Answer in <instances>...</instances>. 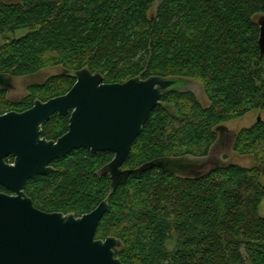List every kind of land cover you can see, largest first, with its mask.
<instances>
[{
	"label": "trees",
	"instance_id": "obj_1",
	"mask_svg": "<svg viewBox=\"0 0 264 264\" xmlns=\"http://www.w3.org/2000/svg\"><path fill=\"white\" fill-rule=\"evenodd\" d=\"M262 14L264 0L1 1L0 36L26 34L0 46V74L60 68L31 88L23 108L65 95L82 69L108 84L154 76L195 81L204 100L193 92L166 93L124 168L205 158L226 122L264 111L255 20ZM164 104H175L178 115ZM68 126L69 116L55 115L43 137L56 141ZM232 151L251 156L256 167L227 162L187 177L155 167L130 176L110 196V176L102 170L114 155L76 150L53 162V173L30 181L26 193L43 211L76 217L109 199L97 238L119 239L116 257L124 264H264V122L236 133Z\"/></svg>",
	"mask_w": 264,
	"mask_h": 264
},
{
	"label": "water",
	"instance_id": "obj_2",
	"mask_svg": "<svg viewBox=\"0 0 264 264\" xmlns=\"http://www.w3.org/2000/svg\"><path fill=\"white\" fill-rule=\"evenodd\" d=\"M257 24L263 56L264 14L258 17ZM73 76L76 83L65 95L46 102L38 100L23 113L0 116V185L13 194H0V264H124L116 257V250L122 248L119 239L97 238L99 225L109 212V199L90 213L76 217L42 211L25 194L28 181L50 175L54 172L53 162L76 150L114 155L102 170L110 176V196L130 176L155 167L193 176L226 163L215 156L218 148L232 151L235 135L227 136L223 126L220 139L205 158L156 160L137 169H125L134 143L152 112L162 105V97L169 92H193L204 100L202 88L192 80L159 76L108 84L101 74L88 69ZM13 79L0 74V87L9 84L13 89ZM55 115L69 116L68 132L57 141H49L42 138V127ZM9 156L15 158L14 166L5 163ZM259 168L264 177V167Z\"/></svg>",
	"mask_w": 264,
	"mask_h": 264
},
{
	"label": "rangeland",
	"instance_id": "obj_3",
	"mask_svg": "<svg viewBox=\"0 0 264 264\" xmlns=\"http://www.w3.org/2000/svg\"><path fill=\"white\" fill-rule=\"evenodd\" d=\"M1 1L8 2V3H15V2H18L19 0H1ZM155 9L156 7L154 8V10ZM257 19L258 18L256 17L255 20L257 21ZM25 34H26L25 31H21V32L15 33L14 35L0 36V46L5 45L8 40H11L13 38H17V39L21 38ZM59 73H60L59 67H46L34 75L24 76V77H15L13 79L14 87L7 94V99L14 100V101H17L18 103H21L23 100L28 99L30 97L31 88L36 87V86H41L46 81H48L52 76H55ZM200 91L203 96V90L200 89ZM163 106L166 107L174 116L178 115V109L175 104H164ZM259 118H261V120L264 122V111H259V110L253 111V112L248 113L246 116H244L241 119H235V120L226 122L224 125V128L226 129L227 136L232 137L233 135L241 132L244 129L252 128L253 126L256 125ZM218 149L215 151L214 154L216 157L218 156V158L219 157L222 158L223 162H226V163L232 162L245 169H253L254 167H256V164L251 156H240L231 150L222 152V151H219ZM218 152H222L221 156L218 155ZM260 182L262 186L264 187V177L262 176L260 177ZM259 213H260V216L264 217V201L260 206Z\"/></svg>",
	"mask_w": 264,
	"mask_h": 264
},
{
	"label": "flooded vegetation",
	"instance_id": "obj_4",
	"mask_svg": "<svg viewBox=\"0 0 264 264\" xmlns=\"http://www.w3.org/2000/svg\"><path fill=\"white\" fill-rule=\"evenodd\" d=\"M7 75V74H5ZM11 87V85L9 84H5L3 87H0V116H5V115H8L10 113H13V112H16V113H23V112H26L28 110H30L36 101L34 102L33 106L31 107H21V103H18L17 101H14V100H8L7 99V94L12 90H10L9 88ZM46 124V123H45ZM44 124V125H45ZM43 125V126H44ZM43 129V127H42ZM42 138H45L43 137V133H42ZM47 139V138H46ZM48 140V139H47ZM51 141V140H49ZM57 141V140H56ZM5 163L9 166H14L15 164V158L12 157V156H9L5 159ZM52 166V165H51ZM53 167V166H52ZM54 168V167H53ZM34 180V179H33ZM32 181V180H30ZM28 181V183L30 182ZM27 183V184H28ZM27 187V185H26ZM26 187H25V194L28 196V194L26 193ZM0 194H7V195H13L11 192H9L6 188L2 187L0 185ZM29 198H31L30 196H28ZM32 199V198H31ZM35 205V204H34ZM36 207V206H35ZM39 209V208H38ZM41 210V209H40ZM43 211V210H42ZM46 212V211H45Z\"/></svg>",
	"mask_w": 264,
	"mask_h": 264
}]
</instances>
